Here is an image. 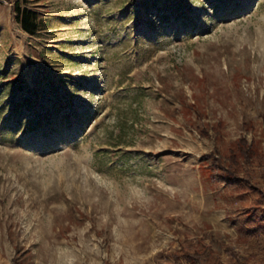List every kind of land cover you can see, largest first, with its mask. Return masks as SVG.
<instances>
[{
  "label": "rangeland",
  "instance_id": "rangeland-1",
  "mask_svg": "<svg viewBox=\"0 0 264 264\" xmlns=\"http://www.w3.org/2000/svg\"><path fill=\"white\" fill-rule=\"evenodd\" d=\"M0 264H264V0L0 4Z\"/></svg>",
  "mask_w": 264,
  "mask_h": 264
},
{
  "label": "trees",
  "instance_id": "trees-1",
  "mask_svg": "<svg viewBox=\"0 0 264 264\" xmlns=\"http://www.w3.org/2000/svg\"><path fill=\"white\" fill-rule=\"evenodd\" d=\"M241 140H243V139H241ZM207 155H208V157H213V153H210ZM215 161H217L216 163H218V167L223 169L226 172V177L228 178V180H233L234 178L238 177V175H237L238 171L236 170V168L232 167L233 165L223 167V166H220V164H219V162H220L219 158H215ZM232 164H237V160L233 159ZM239 178L244 179L243 177H239ZM227 252H228V256L231 258V260H236V262L241 261V258L238 254H235L231 250H228ZM186 256L188 259L199 260V259L204 258V253L193 252V253H187Z\"/></svg>",
  "mask_w": 264,
  "mask_h": 264
},
{
  "label": "built area",
  "instance_id": "built-area-1",
  "mask_svg": "<svg viewBox=\"0 0 264 264\" xmlns=\"http://www.w3.org/2000/svg\"><path fill=\"white\" fill-rule=\"evenodd\" d=\"M7 3V0H0V4H2V3Z\"/></svg>",
  "mask_w": 264,
  "mask_h": 264
}]
</instances>
